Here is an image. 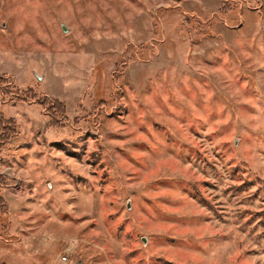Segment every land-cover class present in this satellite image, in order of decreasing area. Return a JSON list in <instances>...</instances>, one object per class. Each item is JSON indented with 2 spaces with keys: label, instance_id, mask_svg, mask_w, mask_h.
Instances as JSON below:
<instances>
[{
  "label": "rangeland",
  "instance_id": "rangeland-1",
  "mask_svg": "<svg viewBox=\"0 0 264 264\" xmlns=\"http://www.w3.org/2000/svg\"><path fill=\"white\" fill-rule=\"evenodd\" d=\"M144 7L0 0V264H50L15 247L43 225L45 195L60 215L52 180L20 175L40 161L93 201L92 217L60 209L96 221L73 264H264V0Z\"/></svg>",
  "mask_w": 264,
  "mask_h": 264
},
{
  "label": "clouds",
  "instance_id": "clouds-1",
  "mask_svg": "<svg viewBox=\"0 0 264 264\" xmlns=\"http://www.w3.org/2000/svg\"><path fill=\"white\" fill-rule=\"evenodd\" d=\"M126 3L127 0H124ZM196 3H199V0H195ZM141 3L144 4V9L134 10L136 15H146L147 13H155L159 9H181L183 10V6L187 3V0H141ZM179 18V17H178ZM182 19V18H181ZM130 32V30H129ZM128 34V33H125ZM97 39H101V36L98 34ZM109 39L113 37L109 36ZM2 48V45H0ZM12 62L17 64V67H20L19 63L12 59ZM5 64V56L2 52H0V65ZM264 66V65H261ZM55 70L53 72V79L66 78L68 73L64 72L60 69L59 64L55 65ZM83 71H86L83 70ZM83 71H78L73 74V79L75 84L73 86H87L88 77L83 74ZM2 74V73H0ZM27 85H21V87H26ZM71 86L65 85V89ZM42 95H49V93L42 86L41 89ZM2 99V96H0ZM22 110H26L32 115L34 112H44L45 109L35 107L33 109H28L27 106H23ZM20 120L19 117H17ZM44 120H47V116L43 117ZM22 123V121H20ZM39 167L41 170L36 171V168ZM85 172L89 171V169H85ZM30 173H35L34 177L30 176ZM23 178L31 182L34 178L40 183H43L45 179H51L54 186V195H56L59 199L60 208L56 209V213L48 212L43 205L47 203L50 198L48 195L44 196V199L39 202L38 205L33 206V213L31 214H39L37 219L43 220V225L33 230L34 234L28 237L26 240L21 238L24 242L22 245H15V247H23L28 253L25 257H20V259H31L36 255H44L50 260V264H73L72 260H69L68 257L77 256L80 252L87 253V249L85 245L90 244L91 236L93 233H84V229L88 227V225L96 222L93 219L84 220L83 223L77 224L74 220L62 219L61 216L63 213L60 212V209H63V212L68 213L75 220L82 219L83 217H92L94 213L93 201L91 197H82L78 196L76 191L72 189L71 185L67 183L61 184L60 182L63 180V177L57 176L55 173H50L46 169L43 168V161L34 162V166L28 170V172H24L20 174ZM88 179H93V177L89 176ZM39 187V185H37ZM131 187H136V185H132ZM67 189V193L65 190ZM48 189L44 188L43 193H47ZM76 198L79 200V203L67 204L66 201ZM30 214V215H31ZM27 216L22 217V219L27 220ZM35 223V222H33ZM13 235H17L15 231L12 233ZM96 247H99L96 245ZM57 248H62L63 251L57 254ZM4 255L2 251H0V256ZM261 259H264L262 257Z\"/></svg>",
  "mask_w": 264,
  "mask_h": 264
},
{
  "label": "trees",
  "instance_id": "trees-1",
  "mask_svg": "<svg viewBox=\"0 0 264 264\" xmlns=\"http://www.w3.org/2000/svg\"><path fill=\"white\" fill-rule=\"evenodd\" d=\"M57 102V101H56ZM59 104H62L60 102H58ZM42 106L46 104H41ZM61 106V105H60ZM62 108V107H61ZM0 116L2 117V115L0 114ZM8 125H14V122L12 120H9L8 121ZM55 125L56 126H59L60 125V122L57 121L55 122ZM3 132L1 134V139L2 141L0 142V151L3 149V146H6V144L8 143V138L6 137L7 134H8V128L6 127V125H3L2 129H1ZM13 131H15V129L13 128ZM2 177L0 176V179ZM8 216V207H7V204L5 203V201L0 197V222L3 223L4 222V217H7ZM2 231H4L5 234H8V223H3V229ZM4 235H3V232L0 231V237L2 238Z\"/></svg>",
  "mask_w": 264,
  "mask_h": 264
},
{
  "label": "water",
  "instance_id": "water-1",
  "mask_svg": "<svg viewBox=\"0 0 264 264\" xmlns=\"http://www.w3.org/2000/svg\"><path fill=\"white\" fill-rule=\"evenodd\" d=\"M64 31L66 32V30L64 29Z\"/></svg>",
  "mask_w": 264,
  "mask_h": 264
}]
</instances>
